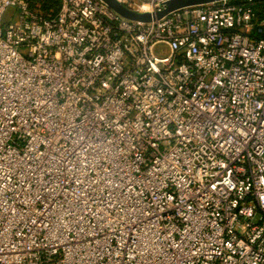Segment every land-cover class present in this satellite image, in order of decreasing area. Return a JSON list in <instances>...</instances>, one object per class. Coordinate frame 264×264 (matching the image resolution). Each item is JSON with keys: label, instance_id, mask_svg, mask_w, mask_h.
<instances>
[{"label": "built area", "instance_id": "2783aa9c", "mask_svg": "<svg viewBox=\"0 0 264 264\" xmlns=\"http://www.w3.org/2000/svg\"><path fill=\"white\" fill-rule=\"evenodd\" d=\"M47 1L0 0V264H264V0Z\"/></svg>", "mask_w": 264, "mask_h": 264}, {"label": "water", "instance_id": "95a60500", "mask_svg": "<svg viewBox=\"0 0 264 264\" xmlns=\"http://www.w3.org/2000/svg\"><path fill=\"white\" fill-rule=\"evenodd\" d=\"M112 8H114L117 12L120 14L132 18V19H137V20H143V21H149L154 17H162L163 15L167 14L168 12L185 7V6H190V5H196V4H204L216 0H168L166 2V7L162 11H159L155 14H152L150 12H144L140 13L137 11H133L123 5L121 2L118 0H105Z\"/></svg>", "mask_w": 264, "mask_h": 264}, {"label": "trees", "instance_id": "16d2710c", "mask_svg": "<svg viewBox=\"0 0 264 264\" xmlns=\"http://www.w3.org/2000/svg\"><path fill=\"white\" fill-rule=\"evenodd\" d=\"M51 3H52L53 6H55V8H58V0H55V1H52V2H49V1L45 2L44 8L45 9L49 8L51 6Z\"/></svg>", "mask_w": 264, "mask_h": 264}, {"label": "rangeland", "instance_id": "374dc122", "mask_svg": "<svg viewBox=\"0 0 264 264\" xmlns=\"http://www.w3.org/2000/svg\"><path fill=\"white\" fill-rule=\"evenodd\" d=\"M10 17V15H7V18H9Z\"/></svg>", "mask_w": 264, "mask_h": 264}]
</instances>
